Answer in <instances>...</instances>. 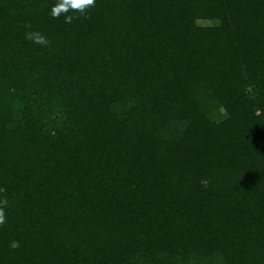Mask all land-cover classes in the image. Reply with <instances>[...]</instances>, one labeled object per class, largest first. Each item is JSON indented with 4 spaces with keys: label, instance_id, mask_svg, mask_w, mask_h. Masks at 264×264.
I'll return each mask as SVG.
<instances>
[{
    "label": "trees",
    "instance_id": "obj_1",
    "mask_svg": "<svg viewBox=\"0 0 264 264\" xmlns=\"http://www.w3.org/2000/svg\"><path fill=\"white\" fill-rule=\"evenodd\" d=\"M55 2L0 0V264H264V0Z\"/></svg>",
    "mask_w": 264,
    "mask_h": 264
},
{
    "label": "clouds",
    "instance_id": "obj_2",
    "mask_svg": "<svg viewBox=\"0 0 264 264\" xmlns=\"http://www.w3.org/2000/svg\"><path fill=\"white\" fill-rule=\"evenodd\" d=\"M95 6V0H56L55 4L50 8V16L59 19L64 17L65 24H72L74 20L79 19V16L87 17L88 10ZM70 13H79V16L71 15ZM29 29L24 33V39L34 44L48 47L50 40L40 31L32 30L31 24H26ZM6 188L0 187V225L6 223L5 209L9 206V200L6 195ZM9 247L16 249L19 247L18 241H12Z\"/></svg>",
    "mask_w": 264,
    "mask_h": 264
},
{
    "label": "rangeland",
    "instance_id": "obj_3",
    "mask_svg": "<svg viewBox=\"0 0 264 264\" xmlns=\"http://www.w3.org/2000/svg\"><path fill=\"white\" fill-rule=\"evenodd\" d=\"M200 23H203V22H200Z\"/></svg>",
    "mask_w": 264,
    "mask_h": 264
}]
</instances>
